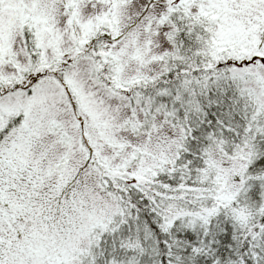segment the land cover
Returning a JSON list of instances; mask_svg holds the SVG:
<instances>
[{
  "label": "snow or ice",
  "instance_id": "1",
  "mask_svg": "<svg viewBox=\"0 0 264 264\" xmlns=\"http://www.w3.org/2000/svg\"><path fill=\"white\" fill-rule=\"evenodd\" d=\"M0 264H264V0H0Z\"/></svg>",
  "mask_w": 264,
  "mask_h": 264
}]
</instances>
